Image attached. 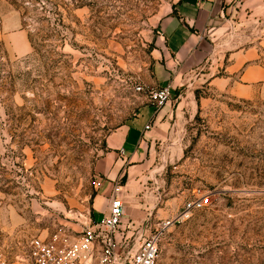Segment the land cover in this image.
I'll list each match as a JSON object with an SVG mask.
<instances>
[{
	"label": "rangeland",
	"instance_id": "1",
	"mask_svg": "<svg viewBox=\"0 0 264 264\" xmlns=\"http://www.w3.org/2000/svg\"><path fill=\"white\" fill-rule=\"evenodd\" d=\"M178 1L0 0V246L8 264H32L36 236L73 243L101 223L96 164L107 136L153 105L158 20ZM15 12L32 45L23 56L2 38ZM259 39L263 57L264 28ZM169 100L183 104L172 137L136 181L144 218H124V252L158 231L156 264H264V94L203 85ZM206 196L209 205L178 219L187 201Z\"/></svg>",
	"mask_w": 264,
	"mask_h": 264
},
{
	"label": "crops",
	"instance_id": "2",
	"mask_svg": "<svg viewBox=\"0 0 264 264\" xmlns=\"http://www.w3.org/2000/svg\"><path fill=\"white\" fill-rule=\"evenodd\" d=\"M153 50V84L171 93L206 86L241 98L264 94V56L259 36L264 28V0H179L158 20ZM3 40L17 56L32 45L15 12L2 22ZM182 102L169 100L155 109L147 105L131 124L106 138L107 152L96 164L102 181L94 204L108 212L113 189L124 202V218H144L136 182L157 154V145L172 137ZM149 125V128H146ZM146 208V207H145Z\"/></svg>",
	"mask_w": 264,
	"mask_h": 264
},
{
	"label": "built area",
	"instance_id": "3",
	"mask_svg": "<svg viewBox=\"0 0 264 264\" xmlns=\"http://www.w3.org/2000/svg\"><path fill=\"white\" fill-rule=\"evenodd\" d=\"M246 0H233L240 4ZM155 109L164 106L171 98L168 86L150 92ZM149 128V125H146ZM120 188H114L107 214L100 224L85 231L76 242L67 243L58 233L36 236L29 243V259L32 264H156L159 254V233L148 236L128 249L122 247L118 233L124 221V202L118 195ZM210 204L209 197H199L187 201L178 219L189 216L191 211ZM0 264H8L5 251L0 246Z\"/></svg>",
	"mask_w": 264,
	"mask_h": 264
},
{
	"label": "trees",
	"instance_id": "4",
	"mask_svg": "<svg viewBox=\"0 0 264 264\" xmlns=\"http://www.w3.org/2000/svg\"><path fill=\"white\" fill-rule=\"evenodd\" d=\"M25 24V23H24Z\"/></svg>",
	"mask_w": 264,
	"mask_h": 264
}]
</instances>
